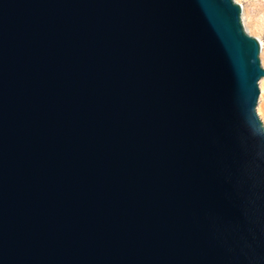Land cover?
I'll list each match as a JSON object with an SVG mask.
<instances>
[{"label": "water", "instance_id": "1", "mask_svg": "<svg viewBox=\"0 0 264 264\" xmlns=\"http://www.w3.org/2000/svg\"><path fill=\"white\" fill-rule=\"evenodd\" d=\"M261 52L236 0H0V264H264Z\"/></svg>", "mask_w": 264, "mask_h": 264}, {"label": "rangeland", "instance_id": "2", "mask_svg": "<svg viewBox=\"0 0 264 264\" xmlns=\"http://www.w3.org/2000/svg\"><path fill=\"white\" fill-rule=\"evenodd\" d=\"M243 7V22L248 33L262 45L261 62L264 67V0H236ZM260 83L261 97L257 112L264 124V79Z\"/></svg>", "mask_w": 264, "mask_h": 264}, {"label": "bare ground", "instance_id": "3", "mask_svg": "<svg viewBox=\"0 0 264 264\" xmlns=\"http://www.w3.org/2000/svg\"><path fill=\"white\" fill-rule=\"evenodd\" d=\"M263 82V81H262ZM262 120H263V118H262Z\"/></svg>", "mask_w": 264, "mask_h": 264}]
</instances>
